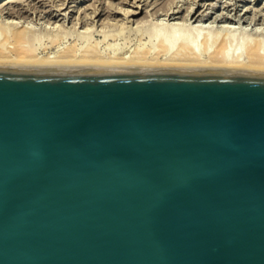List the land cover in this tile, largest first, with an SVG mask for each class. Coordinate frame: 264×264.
<instances>
[{
    "label": "water",
    "instance_id": "water-1",
    "mask_svg": "<svg viewBox=\"0 0 264 264\" xmlns=\"http://www.w3.org/2000/svg\"><path fill=\"white\" fill-rule=\"evenodd\" d=\"M0 264H264V70L0 66Z\"/></svg>",
    "mask_w": 264,
    "mask_h": 264
},
{
    "label": "bare ground",
    "instance_id": "bare-ground-1",
    "mask_svg": "<svg viewBox=\"0 0 264 264\" xmlns=\"http://www.w3.org/2000/svg\"><path fill=\"white\" fill-rule=\"evenodd\" d=\"M40 1L0 0V66H153L264 70V35L250 25L264 21L258 17L264 16L261 7L253 13V7L249 9L246 4L243 5L244 9L240 6L230 8L226 4L217 13V3L211 0H194L192 3H184L183 0H119L114 4L111 0L107 6L103 4L106 0H64L57 5L59 14L53 16L54 22L46 18L51 22L47 24L54 25L44 24L42 28V24L39 26L41 30L32 29L35 25H21L24 21L21 23L18 19L29 17L31 11L37 10ZM107 9L109 14H105ZM32 19L34 21L33 16ZM210 19L211 24L206 25ZM212 22H216L215 25L222 24L214 27ZM233 22L240 24V28L231 26ZM260 24L262 26L264 23ZM249 25L252 30L248 29ZM97 33L102 36L101 40L95 39ZM70 38L74 39L67 44ZM241 39L240 46L238 43ZM43 40H47V46H43ZM110 40L115 42L110 43ZM38 41H43V45L39 43L37 46ZM102 42L111 46V50L109 46H106L109 50L105 47L102 49ZM41 47L43 51H40ZM54 47L56 50L51 51Z\"/></svg>",
    "mask_w": 264,
    "mask_h": 264
},
{
    "label": "rangeland",
    "instance_id": "rangeland-1",
    "mask_svg": "<svg viewBox=\"0 0 264 264\" xmlns=\"http://www.w3.org/2000/svg\"><path fill=\"white\" fill-rule=\"evenodd\" d=\"M37 1H39V0H36V2H37ZM51 1H52V0H50V2H49V0H42V1H40V3H37L38 6H36V7H37V10L40 11V13H39L37 10H36V11H31V12H32V14L30 15L31 18H30V16L27 17V18L21 17V18H23V19H21V18L18 19V20L21 21V23H22L23 21H24V23H27V22L30 23V24H28V23H27V24L22 23L21 25H29L30 27H33V26L35 25V27H33L32 29H36V28H37L36 30H38L39 26H41L42 24H43V26H41L42 28H43L45 25H47V26L54 25V24H47V23H48V21H49L50 19H51L50 21H52V23L54 22L53 16H54L56 13L59 14V12H57V9H58L57 7L60 5L59 3H60V2L62 3L64 0H62V1H61V0H59V1L54 0L56 3H55L54 1H52V2H51ZM109 1H111V0H108V1L106 0V2H105V0H104V1L102 0V2H105V3H103V4H105V6H107V5L110 3ZM113 1H114V2H113ZM149 1H150V0H149ZM149 1H148V2H149ZM183 1H184V3H189V2L192 3V1H194V0H190V1L187 0V2H185V0H183ZM218 1H219V2H218ZM218 1H217V0H216V1H215V0H211V2H213V3H217V7L219 8V11H218L217 13L221 12L222 9H223V8L221 9V7L226 6V4L230 5V8H232V7H236V6H240V8L243 7L242 9H244V7H245V6H243V5L246 4V5H247L246 7H248L249 9H251V8L253 7V8H252V9H254L253 13H254L255 11H257V10L259 11V7H261L262 9H260V11L264 14V0H240V1H239V0H226V1H225V0H218ZM227 1H228V2H227ZM232 1H233V2H232ZM237 1H238L239 3H238ZM244 1H245V2H244ZM42 2H43V3H42ZM44 2H45V3H44ZM46 2H47V3H46ZM107 2H108V3H107ZM112 2H113V4H114V3L119 2V0H118V1H117V0H112L111 3H112ZM223 2H224L225 4H224ZM234 2H235V3H234ZM236 2H237V3H236ZM251 2H252V3H251ZM181 3H182V2H181ZM230 3H231L232 5H231ZM233 3H234V5H233ZM44 4H45V6H44ZM46 4H47V5H46ZM51 4L54 5V6L52 5V6L54 7L53 9L51 8V7H52ZM55 4H56V7H55ZM106 4H107V5H106ZM238 4H239V5H238ZM40 5H41V6H40ZM57 5H58V6H57ZM220 5H221V6H220ZM44 7H45V9H44ZM46 7H47V9H46ZM42 8H43V9H42ZM55 8H56V9H55ZM255 8H256V9H255ZM48 9H49V10H48ZM43 10H44V11H43ZM47 10H48V11H47ZM50 10H52V11H50ZM45 11H46V13H43V12H45ZM107 11H108V9L106 10L105 14H106V13L109 14ZM31 12H29V13H31ZM34 12L36 13L35 16H34V14H35ZM50 12H52V13L50 14ZM64 12H65V11H63V12H61V13H64ZM113 12H115V11H113ZM103 13H104V12H103ZM37 14H38V15H37ZM43 14H44V15H43ZM45 14H46V15H45ZM49 14H50V15H49ZM40 15H41V17H40ZM249 15H251V14L249 13ZM257 15H260V14H257ZM32 16L34 17V21H33V19H32ZM36 16H37V17H36ZM44 17H45V18H44ZM47 17H48L49 20L46 19ZM49 17H50V18H49ZM51 17H52V18H51ZM61 17H62V16H60L59 18H61ZM104 17H106V15H104ZM104 17H103V18H104ZM258 17H261V19H264V16H263V15H260V16H258ZM25 19H26V20H25ZM35 19H36L37 21H36ZM40 19H41V20H40ZM43 19H45V20L43 21ZM16 20H17V19H16ZM27 20H28V21H27ZM29 20H30L31 22H30ZM38 20H40V21L38 22ZM26 21H27V22H26ZM50 21H49V22H50ZM210 21H211V19L208 20V21H206V25H207L208 23L211 24ZM235 21H236V20H235ZM34 22H35L37 25H36ZM43 22H44V23H43ZM61 22H62V21H61ZM31 23H32V24H31ZM33 23H34V24H33ZM38 23H40V24H38ZM50 23H51V22H50ZM213 23H214V24H213ZM215 23H216V22H212V24L214 25V27H216L217 25L220 26V25L222 24V23H219L220 25H219V24H216V25H215ZM234 23H235V24H234ZM257 23H259V22L257 21ZM260 23L263 24L264 21L261 20ZM260 23H259V24H254V25H253V23H252V24H250V25H251L252 27L254 26V27H253L254 30L257 29V30L259 31V33L261 32V35H264V34H263V33H264V30H263V28H264V24L262 25V26H263V27H262ZM44 24H45V25H44ZM231 24H232V25H231ZM231 24H229V25L234 26V28H235V27L238 28V27L240 26V24H238L237 22H233V23H231ZM245 25H246V24H245ZM250 25L248 26V29H249V30H252L253 28H252ZM37 26H38V27H37ZM250 27H251V29H250ZM239 28H240V27H239ZM39 30H41V28H39ZM239 30H240V29H239ZM239 30H237V31H239ZM239 34H240V33H239ZM95 35H96V36H95V39H97V38H98L97 40H101V39H102V36L98 35V33L95 34ZM134 37H135V36H132V38H134ZM45 39H47V38H45ZM72 39H74V38H70V39H68V40H67V44H68V43H72V42H71V41H73ZM43 41H44V43H43ZM43 41H42V43H43L44 45L38 41V42H37V43H38L37 46H39V43L42 44L43 46H45V45L47 46V45H48V44H47V43H48L47 40H43ZM114 42H115V41L110 40V43H114ZM120 42H123V40H121ZM45 43H46V44H45ZM132 43L134 44V41H133ZM236 44H237V43H235V45H236ZM42 45H41V46H42ZM65 45H66V43H65ZM100 45H101V46H100L101 48L103 47L102 49H104V47H105L107 50H109V48L106 47V46H109V45H107L106 42H102ZM238 45H240V46L242 45V39L239 40ZM109 47H110V50H111V46H109ZM133 47H134V45L132 46V48H133ZM112 48L114 49L113 46H112ZM41 49H42V47L40 48V51H43V50H44V49H43V50H41ZM106 49H105V50H106ZM53 50L55 51V50H56V47H54L53 49H51V51H53ZM242 50H243V49H242ZM41 54H42V53H41Z\"/></svg>",
    "mask_w": 264,
    "mask_h": 264
}]
</instances>
